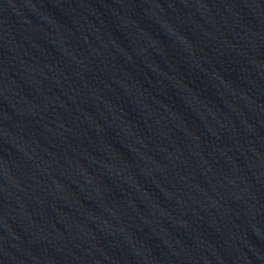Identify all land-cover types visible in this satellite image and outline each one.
Here are the masks:
<instances>
[{"label":"water","instance_id":"water-1","mask_svg":"<svg viewBox=\"0 0 264 264\" xmlns=\"http://www.w3.org/2000/svg\"><path fill=\"white\" fill-rule=\"evenodd\" d=\"M0 264H264V0H0Z\"/></svg>","mask_w":264,"mask_h":264}]
</instances>
